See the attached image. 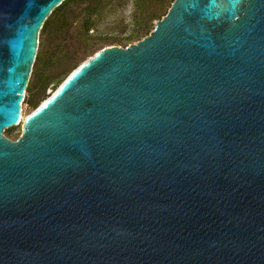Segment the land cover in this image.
Instances as JSON below:
<instances>
[{
  "label": "water",
  "instance_id": "95a60500",
  "mask_svg": "<svg viewBox=\"0 0 264 264\" xmlns=\"http://www.w3.org/2000/svg\"><path fill=\"white\" fill-rule=\"evenodd\" d=\"M64 1L0 0V264H264V0H174L10 140Z\"/></svg>",
  "mask_w": 264,
  "mask_h": 264
},
{
  "label": "rangeland",
  "instance_id": "374dc122",
  "mask_svg": "<svg viewBox=\"0 0 264 264\" xmlns=\"http://www.w3.org/2000/svg\"><path fill=\"white\" fill-rule=\"evenodd\" d=\"M172 1L152 0L138 6L135 0H126L122 5L107 6L99 16L87 10L85 0L66 2L39 32L36 59L21 104L22 117L36 110L74 69L101 49L135 44L141 34L140 14L159 12ZM156 22L153 20L150 27ZM22 122L5 130L4 136L19 138Z\"/></svg>",
  "mask_w": 264,
  "mask_h": 264
},
{
  "label": "trees",
  "instance_id": "16d2710c",
  "mask_svg": "<svg viewBox=\"0 0 264 264\" xmlns=\"http://www.w3.org/2000/svg\"><path fill=\"white\" fill-rule=\"evenodd\" d=\"M68 1L75 2L77 0H66V1H64L62 3V5H60L57 9H55L50 16H52L57 10H59ZM85 1L87 3V5H86L87 10H89L95 14L99 13L97 16L101 15L102 10H104V8H106L107 6L122 5L126 2V0H85ZM151 1L152 0H135V3H137V5H138L141 2H151ZM173 2H174V0L171 2L170 6L166 7V9H163L164 7L161 9V7H160L159 12L156 11V13H153V14H149V13L140 14V21H139L140 23L139 24L141 25V29H140L141 34L139 35L138 41L142 40L143 38L148 36L153 31L154 28L150 27L151 22L153 20L159 21L164 16H166V14L168 13L169 9L171 8V5L173 4ZM138 6H137V8H139ZM47 20L45 21V23L47 22ZM127 46L128 45L126 44L122 48H125Z\"/></svg>",
  "mask_w": 264,
  "mask_h": 264
},
{
  "label": "bare ground",
  "instance_id": "6f19581e",
  "mask_svg": "<svg viewBox=\"0 0 264 264\" xmlns=\"http://www.w3.org/2000/svg\"><path fill=\"white\" fill-rule=\"evenodd\" d=\"M24 117H22V114H21V120L23 121ZM20 125V124H19Z\"/></svg>",
  "mask_w": 264,
  "mask_h": 264
}]
</instances>
